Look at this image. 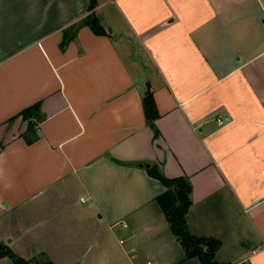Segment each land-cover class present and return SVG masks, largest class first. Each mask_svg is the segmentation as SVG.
Returning a JSON list of instances; mask_svg holds the SVG:
<instances>
[{"label": "crops", "instance_id": "obj_1", "mask_svg": "<svg viewBox=\"0 0 264 264\" xmlns=\"http://www.w3.org/2000/svg\"><path fill=\"white\" fill-rule=\"evenodd\" d=\"M89 6L0 0V241L33 264H200L157 167L190 179L217 262L264 264V0H97L101 36Z\"/></svg>", "mask_w": 264, "mask_h": 264}, {"label": "trees", "instance_id": "obj_2", "mask_svg": "<svg viewBox=\"0 0 264 264\" xmlns=\"http://www.w3.org/2000/svg\"><path fill=\"white\" fill-rule=\"evenodd\" d=\"M97 0H90L88 17L78 27L87 26L98 36L105 34L95 10ZM144 112L148 122L154 123L159 117L153 91L148 85L143 98ZM149 175L162 183L165 191L156 197V202L170 224L171 232L180 239L186 260L197 259L200 264H221L215 260V254L220 249L221 243L217 239L198 237L190 233L187 225V215L192 206L191 194L193 191L190 179L186 176L178 178L165 177L157 167L148 170ZM9 258L14 264H33L18 257L14 252L0 241V259ZM37 264H54L50 260Z\"/></svg>", "mask_w": 264, "mask_h": 264}, {"label": "rangeland", "instance_id": "obj_3", "mask_svg": "<svg viewBox=\"0 0 264 264\" xmlns=\"http://www.w3.org/2000/svg\"><path fill=\"white\" fill-rule=\"evenodd\" d=\"M118 194H121V197H122L123 199L129 200V199H130L129 196H130L131 199L133 200V202H134V201H137V194H136V190H135L134 187H133V190H126V189H125V190H122V191L118 192ZM118 202L122 203V202L119 201V200H118ZM122 205H123V203H122ZM93 206H94V204L91 203L90 201L88 202L87 205H82L83 210L86 209V208H90V209L92 210V213L97 214V211L92 209ZM177 239H179V238H177ZM182 248H183V247H182ZM175 254H176V253H175ZM142 257H144V256H142ZM146 258H147V257L144 258L143 263L146 262ZM40 259L43 260V258H40ZM39 262H40V260H39ZM43 262H44V261H43ZM43 262H40V263H43Z\"/></svg>", "mask_w": 264, "mask_h": 264}, {"label": "built area", "instance_id": "obj_4", "mask_svg": "<svg viewBox=\"0 0 264 264\" xmlns=\"http://www.w3.org/2000/svg\"><path fill=\"white\" fill-rule=\"evenodd\" d=\"M217 121H218V124H219V125H223L224 122L226 121V119L218 118ZM81 202H82V203H85L86 200H85L84 198H82V199H81ZM125 227H126V226H125Z\"/></svg>", "mask_w": 264, "mask_h": 264}, {"label": "water", "instance_id": "obj_5", "mask_svg": "<svg viewBox=\"0 0 264 264\" xmlns=\"http://www.w3.org/2000/svg\"><path fill=\"white\" fill-rule=\"evenodd\" d=\"M147 167H148V165H147Z\"/></svg>", "mask_w": 264, "mask_h": 264}]
</instances>
